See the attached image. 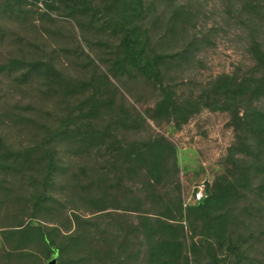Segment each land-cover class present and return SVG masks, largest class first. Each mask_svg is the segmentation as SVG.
Segmentation results:
<instances>
[{
	"label": "rangeland",
	"instance_id": "1",
	"mask_svg": "<svg viewBox=\"0 0 264 264\" xmlns=\"http://www.w3.org/2000/svg\"><path fill=\"white\" fill-rule=\"evenodd\" d=\"M107 1L0 0V264H48L54 255L55 264H147L144 217L179 230L188 264H209L203 221L193 210L207 186L213 192L241 176L235 167L248 168L250 186L219 213L236 247L223 259L264 264V175L254 172L253 155L238 150L246 141L256 154L257 141L235 129L229 112L200 107L180 128L157 117L160 89L114 64L121 38L114 23L123 15ZM143 3L141 33L149 52L167 56L164 84L176 85L178 104L226 76L264 80L250 54L253 40L264 49V0ZM43 63L56 71L48 85ZM76 86L78 93L64 95ZM92 96L101 105L96 116L87 113ZM252 106L264 112V99ZM64 124L69 135L56 137ZM160 138L175 153L154 184L123 158V147ZM54 149L50 173L46 151ZM29 226L23 242L15 233ZM38 229L60 251L34 240Z\"/></svg>",
	"mask_w": 264,
	"mask_h": 264
},
{
	"label": "trees",
	"instance_id": "2",
	"mask_svg": "<svg viewBox=\"0 0 264 264\" xmlns=\"http://www.w3.org/2000/svg\"><path fill=\"white\" fill-rule=\"evenodd\" d=\"M107 4V8L110 9L117 6L120 14L123 15L122 19L114 23L121 33L120 54L115 59L114 64L120 74L140 76L160 89L162 99L155 106L157 117L171 120L180 128L181 125L189 121L194 113L200 110V107H205L211 111L231 113L235 129H243L257 141L256 154L252 153L246 141H241L238 150L253 155L259 161V165L254 168V172L264 175V112L252 106L253 102L264 99V80L256 79L251 75L240 80L226 76L220 78L208 93L201 98L182 101L178 104L177 99L173 97L176 85L164 84L162 66L166 63L167 56L149 52L147 38L141 33L140 22L145 13L143 0H109ZM250 54L258 68L264 69V49L255 40L252 41ZM43 64V68L39 67V69L46 74L45 84L48 85L54 81L51 80L50 76H56V71L49 64ZM37 65L35 64L34 67ZM81 89L82 87H73L72 90L68 89V92L64 95L66 97L73 96ZM87 103L91 104L87 113L96 116L101 106L97 98L92 96L87 99ZM68 131L69 127L64 124L56 133V137H67L69 134H66V132ZM55 151V149L46 151L47 167L50 173L57 167ZM174 153V146L163 138L148 140L138 147H123V158L131 163H137L145 169L154 184H160L163 181L164 174H167V159H169V155ZM235 168L240 171L241 176L238 179H225L223 183L215 184L213 192L211 187L207 186L206 198L194 210L191 209L197 213L193 216L195 220L202 219L203 221L206 232L203 242L206 245L209 264H225L223 254L226 251L231 253L236 249L228 235L229 220L224 214H219L229 203L240 198L239 189L247 190L250 186L248 168ZM258 191L264 193V183L258 187ZM42 198H45V196ZM217 214L218 216H216ZM31 228L29 226L28 230L23 232L17 230L18 232L15 234H20L22 241L25 242L29 237L28 234ZM141 228L143 237L148 244L147 264H188L187 258L182 255L183 244L180 241V232L176 227L161 220L153 222L150 217H144ZM38 230L32 232L34 240L46 243L50 247L51 254L60 251L54 246V241L50 237L45 236L40 229ZM198 248V244L192 242L191 254L194 257H197ZM184 260H186V263H184Z\"/></svg>",
	"mask_w": 264,
	"mask_h": 264
},
{
	"label": "water",
	"instance_id": "3",
	"mask_svg": "<svg viewBox=\"0 0 264 264\" xmlns=\"http://www.w3.org/2000/svg\"><path fill=\"white\" fill-rule=\"evenodd\" d=\"M56 262V255H54L53 259L48 262V264H55Z\"/></svg>",
	"mask_w": 264,
	"mask_h": 264
},
{
	"label": "built area",
	"instance_id": "4",
	"mask_svg": "<svg viewBox=\"0 0 264 264\" xmlns=\"http://www.w3.org/2000/svg\"><path fill=\"white\" fill-rule=\"evenodd\" d=\"M199 195H202V194H199Z\"/></svg>",
	"mask_w": 264,
	"mask_h": 264
}]
</instances>
